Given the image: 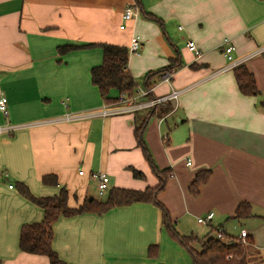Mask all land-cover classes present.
<instances>
[{"label":"crops","instance_id":"crops-1","mask_svg":"<svg viewBox=\"0 0 264 264\" xmlns=\"http://www.w3.org/2000/svg\"><path fill=\"white\" fill-rule=\"evenodd\" d=\"M142 1L150 16L135 8L138 15L121 28L122 13L134 0H0V95L8 98L9 109L7 115L0 112V127H18L0 132V264H50L45 255L20 250L21 227L41 221L44 210L19 192L17 181L36 196H53L60 186L43 184L42 176L54 173L69 192L70 206L90 195L93 172L109 175V189L143 190L158 183L135 134V111L62 118L101 111L107 103L91 81L102 49L60 54L58 46L128 47L133 35L142 39L128 61L136 91L146 86L149 71L173 58L183 63L172 80L183 89L176 105L165 116H152L143 133L155 164L173 171L159 199L175 228L190 219L194 223V214L198 218L215 210L211 223L196 221L215 235L221 227L237 237L224 223L238 220L233 218L236 207L248 201L253 215L246 219L258 223L241 228L255 240L251 264H264L259 253L264 251V0ZM188 38L200 55L187 47ZM230 43L234 58L254 73L259 94H242L233 68L224 69ZM150 82L158 83V76ZM170 89L160 83L153 93ZM175 149L183 153L177 164ZM132 166L144 173L143 179L134 176ZM205 169L211 176L195 195L190 184ZM153 244L159 246L157 257L148 255ZM52 246L71 264H194L168 233L161 209L150 202L116 206L101 215L61 216Z\"/></svg>","mask_w":264,"mask_h":264},{"label":"trees","instance_id":"trees-1","mask_svg":"<svg viewBox=\"0 0 264 264\" xmlns=\"http://www.w3.org/2000/svg\"><path fill=\"white\" fill-rule=\"evenodd\" d=\"M129 5L133 8H139L147 17L150 16L146 13L142 0H134V3ZM150 14L153 15L152 13ZM153 17L157 18L155 15ZM91 47H100L103 51L102 62L93 66L91 69V81L98 87L105 103H116L119 96L123 93L133 94L138 87V83L128 69L129 47L112 43H90L85 45L64 44L58 46V52L60 54H66L73 50ZM182 66L183 63L181 60L173 58L169 65L164 68L149 71L145 76L144 84L146 86L155 85L156 83L150 82L154 76L157 75L160 80L161 75L165 71L175 72ZM191 66L195 67L196 65L192 64ZM233 72L242 94H259L260 91L257 87L255 75L244 63L233 67ZM112 90L118 93L117 96H111ZM153 95L151 94V96ZM172 109L173 104L167 103L135 111V134L139 143L143 146L146 159L158 177L159 181L155 186H148L143 190L113 187L108 190L106 200H97L92 196V199L86 197L78 206H70L68 203L69 192L66 186L59 183L58 177L54 173H48L42 176L43 184L60 186L59 193L53 196H36L31 192L27 184L22 181H17L16 185L19 192L44 210V218L41 221L26 223L21 227L19 238L20 250L24 253L45 255L49 259L50 264H71L63 260L52 246L54 224L61 216L72 217L83 213L101 215L116 206L128 205L134 202H150L161 209L162 221L168 233L188 251L194 264H251L249 259L250 249L255 245V240L252 236H248L246 242H242L237 237L232 241H228L218 238L211 233H208L203 238L194 234H181L175 228L168 208L159 199V194L165 189L167 181L173 175V171L170 167L159 168L155 164L150 151L145 145L143 133L147 122L152 116L156 114L160 117L165 116ZM130 168L136 178L143 179L144 173L141 170L133 166ZM210 176V169L198 172L190 184L191 193L198 194L201 185L206 183ZM252 215L251 204L248 201H242L236 207L233 218L241 220L249 218ZM212 230L214 231V229ZM158 252L159 246L157 244L148 247V255L150 257H157ZM259 253L261 254L260 260H264V251L263 254L260 251Z\"/></svg>","mask_w":264,"mask_h":264},{"label":"built area","instance_id":"built-area-1","mask_svg":"<svg viewBox=\"0 0 264 264\" xmlns=\"http://www.w3.org/2000/svg\"><path fill=\"white\" fill-rule=\"evenodd\" d=\"M137 15H138V10L128 5L122 13L123 23L121 24V28H125L126 23ZM180 28H182V26ZM141 46H142L141 37L139 35H133L130 40L129 46H128L130 53L138 52L141 49ZM187 47L191 51L195 52L197 55H200L201 51L193 39L191 38L187 39ZM234 50H235V46L231 43L225 47L224 55L228 59L229 62L224 67V69L233 68L242 62V60H237L234 58L233 56ZM173 75H174V72L165 71L161 75L159 82L156 83L155 85L144 86L143 88L135 91L133 94L123 93L119 96V99L116 103H112V104L107 103L101 111L99 110V111H96L94 113H89V114L67 113L62 118H64V120H75V119L82 118L85 115L94 116L96 114H99V115L106 116V115H110L114 113H122V112H127V111H137V110L148 109L154 106L164 105L167 103H172L173 105H176L180 94L183 92V89L175 88L172 85ZM160 83L170 84L171 85L170 92L164 95H160V96H154V95L151 96V94H154L153 91L155 89V86ZM0 112H2L5 115L9 113L8 98L5 95H0ZM17 128H18L17 126L16 127H12V126L0 127V132L10 131L12 129L15 130ZM190 163L191 161L189 159L188 164ZM91 175L93 176L94 179L97 180V186H98V190L100 194H103L104 192L109 190L110 177L106 172L97 171V172H93ZM13 186L14 185L10 184V187H13ZM214 217H215V212L210 211L205 215V217H198L197 221L199 223L208 224V223H211ZM216 236L224 240L228 239V241H232L235 239L234 236L227 235L226 231L221 227L216 230ZM248 236H249L248 231L245 228H241L240 233L237 236V239L242 242H246V238Z\"/></svg>","mask_w":264,"mask_h":264},{"label":"rangeland","instance_id":"rangeland-1","mask_svg":"<svg viewBox=\"0 0 264 264\" xmlns=\"http://www.w3.org/2000/svg\"><path fill=\"white\" fill-rule=\"evenodd\" d=\"M182 154L183 153H182V151L180 149L173 150L172 151V161L177 164L179 162ZM91 195L97 200H106L107 197H108V192L106 191L103 194H100L99 190H98V186H97V180H96V182H92V184H91L90 195L89 196H91ZM191 195H193V194H191ZM202 203H205V202H202ZM214 212H215V210H214ZM207 213L208 212L205 211V212H201L199 214L202 217H205V215ZM170 215H171V213H170ZM187 217H193V215H189ZM194 217H195L194 223H192V220L190 219L189 220V224L188 225L187 224H182L181 225L182 228H178V231H180L181 233L184 232L183 234H186V235L187 234L188 235L189 234H194V235H197L200 238L205 237L208 233H211L212 235H215V231L210 230L211 228H209V226L204 225L206 223L199 224L196 221L197 214H194ZM216 217H218V215ZM173 221H174V219H173ZM253 223H258V220H250V219L235 220V219H229V220H227L224 223V225H225V228L230 232L229 234L238 235L240 233V229H241L242 226L243 227L245 226L247 229H250L252 227ZM174 225H175V222H174ZM249 256L251 257L253 255L251 254ZM250 257H249V259H250Z\"/></svg>","mask_w":264,"mask_h":264},{"label":"water","instance_id":"water-1","mask_svg":"<svg viewBox=\"0 0 264 264\" xmlns=\"http://www.w3.org/2000/svg\"><path fill=\"white\" fill-rule=\"evenodd\" d=\"M89 199H92V196H89Z\"/></svg>","mask_w":264,"mask_h":264}]
</instances>
